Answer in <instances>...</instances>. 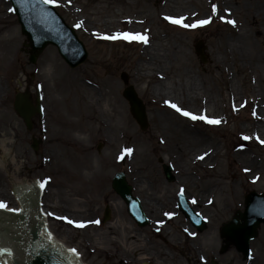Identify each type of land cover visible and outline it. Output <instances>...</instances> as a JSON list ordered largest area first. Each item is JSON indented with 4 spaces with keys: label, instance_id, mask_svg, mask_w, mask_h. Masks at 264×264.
I'll use <instances>...</instances> for the list:
<instances>
[{
    "label": "rangeland",
    "instance_id": "rangeland-1",
    "mask_svg": "<svg viewBox=\"0 0 264 264\" xmlns=\"http://www.w3.org/2000/svg\"><path fill=\"white\" fill-rule=\"evenodd\" d=\"M224 1L57 0L56 11L88 54L72 69L51 46L30 64L16 17L8 1L0 0V200L16 207L19 184L46 181L42 207L54 213L47 215L48 232L75 248L83 264H264V225L250 242L248 260L232 246L223 249L219 236L221 225L243 210L244 196L264 191V140L253 132L264 116V70L253 66L258 56L264 66V40L254 34L249 17L255 11L248 0L229 5ZM170 6L179 7L183 23L210 22L189 28L173 24L165 19L176 14ZM142 16L146 19L137 21ZM257 26L264 33V13ZM241 31L242 53L229 51L223 57L222 47ZM124 32L145 34L148 42L102 38ZM157 40L165 49L166 65L155 70L154 77H142L137 66L143 48ZM196 45L202 47L204 63ZM121 75L146 106L145 131L122 97ZM188 78L202 90V100L181 95L177 105L206 114L207 99H214L221 123L192 121L152 91L162 81L177 86ZM25 92L32 100L39 95L43 108L42 117L32 118L30 131L13 110L15 95ZM181 134L200 140L192 142L189 155L174 152L181 146ZM33 139L41 140L36 152L31 149ZM216 147L209 168L200 166L202 160H190L198 150ZM240 152L254 161L249 176L256 174L257 183L241 174L245 166L239 161ZM160 160L172 167L174 182L164 179ZM117 172L126 175L141 201L149 222L145 228L134 224L112 191L111 179ZM179 193L194 212L204 215L203 232L198 233L179 212ZM202 197L213 206L201 204ZM106 210L109 219L103 223ZM95 220L100 223H91Z\"/></svg>",
    "mask_w": 264,
    "mask_h": 264
},
{
    "label": "water",
    "instance_id": "water-1",
    "mask_svg": "<svg viewBox=\"0 0 264 264\" xmlns=\"http://www.w3.org/2000/svg\"><path fill=\"white\" fill-rule=\"evenodd\" d=\"M9 1L14 9L13 12L18 17L22 34L27 37L28 44L25 46L30 47V63H35L47 45L55 46L61 57L72 68L84 62L87 55L82 44L50 5L38 2V0H28L27 3H21L20 0ZM201 50V47L196 46V52L202 58ZM121 79L127 85V77L121 75ZM122 96L128 102L130 113L140 129L145 130L148 126L145 107L133 87H126ZM36 103L37 106L33 107L28 100V95H17L15 98L14 110L28 130L31 129L30 118L35 113H41L38 100ZM163 171L167 181H172L171 168L163 166ZM112 188L126 203L129 214L138 225H145L146 220L141 212L139 202L132 197L131 187L126 183L124 174L115 175L112 180ZM37 204L35 201L33 206L27 207V210L36 209ZM244 204L243 213L237 212L231 222L222 225L220 236L225 239L227 246L234 245L236 250L246 258L249 254V242L257 236V229L261 223H264V193L262 195H257L254 192L249 193L244 199ZM178 205L199 232L205 229L204 222L187 207L182 196H179ZM29 211L25 210L19 214L0 211V235L2 234L0 237L3 240V243L0 244L9 245L12 250L11 256L4 255V261L7 264H80L77 256L72 252L66 251L54 242L43 241L40 237L41 227L45 224L43 216L38 214L37 217ZM26 214L29 221H32L29 224H26ZM30 214L33 217H30ZM9 234H13L14 238H9ZM16 235L19 237L21 235V237L17 238Z\"/></svg>",
    "mask_w": 264,
    "mask_h": 264
},
{
    "label": "bare ground",
    "instance_id": "bare-ground-1",
    "mask_svg": "<svg viewBox=\"0 0 264 264\" xmlns=\"http://www.w3.org/2000/svg\"><path fill=\"white\" fill-rule=\"evenodd\" d=\"M236 0H228V1H224L226 2L225 4L229 5L233 2H235ZM249 3L252 5L251 8L253 9V11H255L250 17H249V21L250 23L253 25L254 27V34L261 38L262 40H264V33H262L258 26V20H259V15L261 13H264V0H248ZM171 7V6H170ZM229 8V6H226V9ZM174 10H176V14H174L175 18H179V7L178 8H174L171 7L170 11L174 13ZM230 10V9H228ZM172 15V14H171ZM146 17L142 16L141 19L138 18L137 21L140 20H145ZM110 24V23H109ZM136 33V32H134ZM242 35V31L241 33L237 36L236 35V40H233V42H229L227 41V43L222 47V50L220 51V53L223 55V57L225 56V53L227 52H236L237 54H241L242 50H241V45L239 44V38H241ZM13 40V39H11ZM1 44V41H0ZM165 49L162 48V44L159 43V41H154L152 43H148L144 48H143V53L140 57V63L137 66V70L138 72L141 73L142 77H154L156 75V73L158 74V71H155L157 69H159L160 71L163 70V68L166 65V59L167 57L164 56V52ZM239 57H241L240 55H238ZM242 60L243 57H241ZM263 58L262 56H258V59L254 62V65H259L258 67H262V69L264 70V66L262 65L263 63ZM256 66V67H257ZM152 91L159 97H163L165 98V100L167 101H171L172 103L180 104L181 103V95H183V99L187 98L188 100L191 101H196L202 100V93L196 84L192 81L190 82V79L188 78L187 81H185V84H179V85H175L173 84L171 81L169 83H166L165 81H162L161 83H157L152 87ZM210 98V97H209ZM214 99H207V110H206V114L207 116H209L210 118H219L218 115L215 113L214 111ZM264 112V109H262V113ZM197 115H201L200 113H194ZM262 125L258 126L259 129H255L253 132L254 134L264 140V116L260 119ZM257 121V122H260ZM194 137H191L188 134H181L179 140L181 143V146L175 147L174 152L175 153H180L181 155L185 156V155H189L191 153H189V148L192 146V142H200V140L196 139H192ZM4 143L2 142V148L4 150L5 153V149H4ZM191 149V148H190ZM218 149L219 147H216L213 150H209L208 148H203L198 150V152L194 153L193 156L190 158V160H192L193 162H197L198 160H202L200 163L201 167H207L209 168L210 165V161L212 159L213 156H217L218 153ZM7 152V151H6ZM206 156V157H204ZM203 157V158H200ZM240 163H244V168L242 170L241 174L246 175L245 179L248 182H252V183H257V175L253 174L252 176H249V172L252 171V169L255 167V163L254 161L248 156L246 155V153L244 152H240V159H239ZM1 165V162H0ZM248 174V175H247ZM38 184H36V182H32L31 184H27L26 187L22 188L21 191H19L22 193V196H29V194H31V192H33L35 189H37ZM20 190V188H19ZM34 195V194H33ZM201 204L203 205H209L210 207L213 206V203L211 204L208 200H204V198L202 197ZM142 205V203H141ZM43 212H45L44 209H42ZM202 217H204V215H202ZM46 232V231H45ZM2 235V234H1ZM0 235V236H1ZM44 240V242H50L49 240L45 239L44 237H42ZM2 241V239H1Z\"/></svg>",
    "mask_w": 264,
    "mask_h": 264
},
{
    "label": "snow or ice",
    "instance_id": "snow-or-ice-1",
    "mask_svg": "<svg viewBox=\"0 0 264 264\" xmlns=\"http://www.w3.org/2000/svg\"><path fill=\"white\" fill-rule=\"evenodd\" d=\"M21 3H27L28 0H20ZM38 2H43L46 4H55L57 3V0H38ZM217 10V6L215 4L212 5V11L215 13ZM9 11H14V9H9ZM165 19L169 20L171 23L173 24H179L182 25L185 28H189V27H197L198 25L202 26V25H206L208 24L210 21L208 19L205 20H199L197 21L196 24H186L183 23V17L181 18H174V17H165ZM229 23H235L234 21H229ZM76 27H80L79 24L76 25ZM103 39H110V40H116V39H123L126 41H138L141 43H147L148 42V38L145 34H140V33H128V32H124V33H116L114 35H104L102 37ZM165 104H168L171 108H173L176 112L181 113L183 116L188 117L190 119H192L193 121L199 120V121H203L207 124L210 125H217L219 123H221L219 118H210L209 116H207L206 114H201V115H197L194 114L190 111H187L185 109H182L181 107H179L178 105H176L175 103H172L171 101H165ZM255 114V113H254ZM245 139H248V137H245ZM261 143H264V141H261ZM132 149H125V153H131ZM203 158V157H200ZM45 182H41L39 187L41 189H43L45 187ZM183 191V190H182ZM193 203H195V201H193ZM0 210H5L9 213H13V214H19L22 213L24 210L22 208H9L7 202L0 200ZM46 215H50V216H54V213H45ZM166 216L171 217L173 215V213H165ZM61 219H65L67 220L68 223H75L77 227H84V223L83 222H75L72 220H68L67 217H61ZM91 223H96L99 224L100 221L99 220H95V221H91ZM46 227V226H45ZM187 231V230H186ZM47 239L49 241L52 240V235L51 233H47ZM70 252H72L73 254H75L77 256L78 259V253L76 249H69ZM0 253H5L8 255L12 254V250L7 248V247H0Z\"/></svg>",
    "mask_w": 264,
    "mask_h": 264
}]
</instances>
